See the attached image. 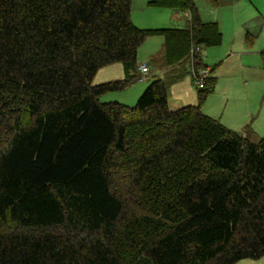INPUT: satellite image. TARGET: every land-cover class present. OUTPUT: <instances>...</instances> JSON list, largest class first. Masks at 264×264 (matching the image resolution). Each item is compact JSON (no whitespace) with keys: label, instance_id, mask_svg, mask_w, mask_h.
<instances>
[{"label":"trees","instance_id":"16d2710c","mask_svg":"<svg viewBox=\"0 0 264 264\" xmlns=\"http://www.w3.org/2000/svg\"><path fill=\"white\" fill-rule=\"evenodd\" d=\"M146 2L187 10V25L140 28L130 0H0V264H234L264 253V133L251 140L201 110L215 64L194 103L167 105L170 84L207 66L218 25L194 0ZM151 35L162 42L148 64L162 74L132 105L100 101L138 79L136 51ZM254 36L244 32L246 46ZM259 57L264 69V48ZM113 62L122 77L92 83ZM119 175L125 189L113 186Z\"/></svg>","mask_w":264,"mask_h":264},{"label":"rangeland","instance_id":"374dc122","mask_svg":"<svg viewBox=\"0 0 264 264\" xmlns=\"http://www.w3.org/2000/svg\"><path fill=\"white\" fill-rule=\"evenodd\" d=\"M146 1L130 0L129 17L136 26L140 28L184 26L185 10L168 6L148 5ZM194 4L199 14L200 12L202 14L208 12L209 8L216 7L205 0H194ZM259 6L261 28L260 31H257L255 27L256 21L252 18L250 29L253 30L254 28L255 30L251 32L255 33L257 31V34L250 46L245 45L243 32L239 34V37L233 34V24L230 18L232 8L230 6H219L214 8L215 10L208 16L212 18L209 20L218 22L217 24L221 31V41L217 45L207 46V48L204 47L202 49L203 61L209 66L215 64L213 74L216 76V80L213 90L202 101L201 110L212 117L218 118L224 125L228 124L227 127L231 126L229 128L236 130L241 135H244L243 130L245 132L247 129L252 130V135L250 134L247 137L254 141L264 133V106L262 103L264 69L259 61V52L264 48L263 1ZM249 12L245 16H248ZM254 15H256V11ZM160 41L161 37L158 35L146 37L137 48V63L147 62L148 56L160 49ZM152 70L154 69L152 68ZM122 75L121 64L113 62L99 67L92 78V83L122 77ZM188 76L186 75V77L178 81V84L175 82V84L173 83L174 85L169 86L167 97L168 105L171 108L177 93L176 89L178 86L176 85L182 86V100L192 99L196 101L194 81H190ZM151 77V74L148 76L144 75L140 79H135L124 88L106 91L99 95V100H117L132 105ZM248 105L254 108L251 113H248ZM245 117L247 118L246 121H244ZM253 126L257 129H254ZM123 180L124 176L115 177L113 186L121 188L120 185H124ZM126 193H124V197L129 201L131 193ZM130 208L131 204L127 203L126 209L130 210ZM252 259H242L251 260L250 263L241 260V262L236 261L234 264H264V253L256 259Z\"/></svg>","mask_w":264,"mask_h":264},{"label":"crops","instance_id":"0c3cea01","mask_svg":"<svg viewBox=\"0 0 264 264\" xmlns=\"http://www.w3.org/2000/svg\"><path fill=\"white\" fill-rule=\"evenodd\" d=\"M262 1L264 3V0H216L215 6L216 7H219V6H221V7L227 6L228 7V6H230L232 8L231 9V17L230 18H231V21H232V24H233V29H232L233 30V34H234V36L239 37V34H242V32H243V39H244V32L246 30H248L249 32L255 30L254 28H253V30L250 29V27H251L250 22H251V19L252 18L255 19V21H256L255 27H256L257 31H260V28H261L260 27V24H261L260 23L261 22L260 21L261 14H260V6H259V4H261ZM216 7L209 8L208 9V12H205L203 14L200 12V14H199L200 15V18L202 20L212 19L208 15L211 14L215 10L214 8H216ZM254 10L256 11V15H254L255 14V11ZM248 11H250L248 13L249 15L248 16H245V14ZM184 12H185V19H184L185 22H184V26H186L187 23H188V12H187V10H185ZM214 21H216V20H214ZM216 23H218V22L216 21ZM257 31L255 33L254 32H251V33H253L256 36ZM161 42H162V38H161V41H160V45H161ZM153 53H156V52H152V54ZM259 61H260V57H259ZM145 63L148 65V71H147V73L145 75L148 76L149 74H151L152 76L153 75L158 76V75H161L162 74L163 69H154V70H152L150 68V66L148 64V59H147V62H145ZM207 66L209 67L208 64H207ZM186 75H189L188 77H189V80L191 81L192 80V74L189 73V74H186ZM186 75L183 76L181 79L175 81V82L178 84V81L182 80L184 77H186ZM150 79L151 78H149V80ZM175 82H173V83L175 84ZM173 83L170 84V85H174ZM176 86H178L177 89H176L177 90V93L175 94V99L172 102L173 103L172 104V108H175V107L180 106L182 104L194 103L195 102L192 99L191 100L190 99L189 100H182V97H181L182 86L181 85H176ZM262 93H263V95H262L263 102L262 103H263V106H264V92H262ZM184 101H187V102H184ZM168 104H169V102H168V97H167V105ZM168 107L171 108L169 105H168ZM248 109H249V112L248 113H251V111H254V108H252L249 105H248ZM258 112H259V110H258ZM263 117H264V115H263ZM246 119L247 118L245 117V120L244 121H246ZM225 125L227 126L228 124H225ZM229 127H231V126H229ZM253 128L255 129L256 127L253 126ZM243 133H244L245 136H248L249 137L250 134L252 135V130L247 129L246 132L243 130ZM242 259H250V258H241V259H238L237 261L241 262ZM253 259H256V258H253ZM242 261H246L247 263H250L251 260H242Z\"/></svg>","mask_w":264,"mask_h":264},{"label":"built area","instance_id":"2783aa9c","mask_svg":"<svg viewBox=\"0 0 264 264\" xmlns=\"http://www.w3.org/2000/svg\"><path fill=\"white\" fill-rule=\"evenodd\" d=\"M137 68L142 75L145 74L148 70L147 65L145 63H139ZM207 72H208L207 67H202L197 71V73L193 76L195 87H201L203 85V81Z\"/></svg>","mask_w":264,"mask_h":264}]
</instances>
